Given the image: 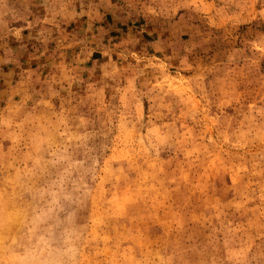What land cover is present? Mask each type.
Wrapping results in <instances>:
<instances>
[{"label":"rangeland","instance_id":"1","mask_svg":"<svg viewBox=\"0 0 264 264\" xmlns=\"http://www.w3.org/2000/svg\"><path fill=\"white\" fill-rule=\"evenodd\" d=\"M0 264H264V0H0Z\"/></svg>","mask_w":264,"mask_h":264}]
</instances>
